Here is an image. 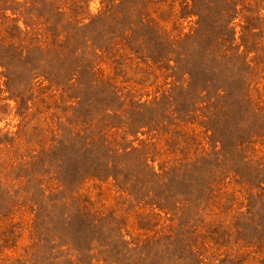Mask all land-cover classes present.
<instances>
[{
	"label": "rangeland",
	"instance_id": "1",
	"mask_svg": "<svg viewBox=\"0 0 264 264\" xmlns=\"http://www.w3.org/2000/svg\"><path fill=\"white\" fill-rule=\"evenodd\" d=\"M0 264H264V0H0Z\"/></svg>",
	"mask_w": 264,
	"mask_h": 264
}]
</instances>
